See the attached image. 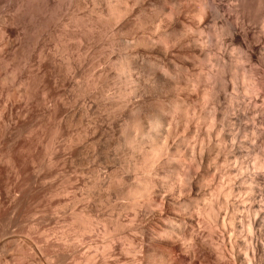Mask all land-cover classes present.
I'll return each mask as SVG.
<instances>
[{"label":"clouds","instance_id":"clouds-1","mask_svg":"<svg viewBox=\"0 0 264 264\" xmlns=\"http://www.w3.org/2000/svg\"><path fill=\"white\" fill-rule=\"evenodd\" d=\"M0 264H264V0H0Z\"/></svg>","mask_w":264,"mask_h":264}]
</instances>
